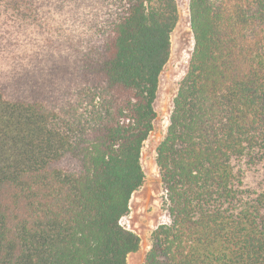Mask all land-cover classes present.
Masks as SVG:
<instances>
[{
  "label": "trees",
  "instance_id": "16d2710c",
  "mask_svg": "<svg viewBox=\"0 0 264 264\" xmlns=\"http://www.w3.org/2000/svg\"><path fill=\"white\" fill-rule=\"evenodd\" d=\"M145 264H264V0H189ZM176 0H0V264H127L120 220Z\"/></svg>",
  "mask_w": 264,
  "mask_h": 264
},
{
  "label": "rangeland",
  "instance_id": "374dc122",
  "mask_svg": "<svg viewBox=\"0 0 264 264\" xmlns=\"http://www.w3.org/2000/svg\"><path fill=\"white\" fill-rule=\"evenodd\" d=\"M179 21L171 34V53L160 75L154 109L156 119L153 130L144 142L141 166L145 175L143 185L132 195L128 214L120 220L121 226L140 239L139 250L130 255L127 264H145L150 249L151 234L161 224L169 222L166 211V194L156 164V149L163 140L169 124L179 84L183 79L193 49L189 25V0H176Z\"/></svg>",
  "mask_w": 264,
  "mask_h": 264
}]
</instances>
